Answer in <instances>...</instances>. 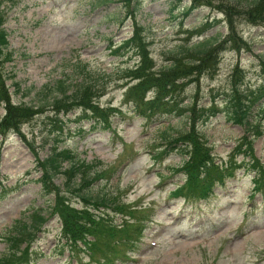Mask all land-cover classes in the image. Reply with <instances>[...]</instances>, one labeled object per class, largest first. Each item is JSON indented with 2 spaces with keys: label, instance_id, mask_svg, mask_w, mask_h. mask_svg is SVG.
I'll return each instance as SVG.
<instances>
[{
  "label": "rangeland",
  "instance_id": "obj_1",
  "mask_svg": "<svg viewBox=\"0 0 264 264\" xmlns=\"http://www.w3.org/2000/svg\"><path fill=\"white\" fill-rule=\"evenodd\" d=\"M191 3L0 0L9 40L7 52L12 54L10 60L3 61L1 71L14 103L34 105L39 101V91L46 88V93H56L60 81L81 83L86 79L81 70L88 66L95 101L103 108L114 107L111 129L90 131V121L81 125L72 115L61 116L64 132L56 140L47 112L25 124L22 134L40 160L54 147L67 148L75 161L93 165L102 174L87 190L77 186L68 189L66 177H56L54 182L67 204L84 208V193L115 197L134 209L132 214L140 211L137 217L115 214L111 209L97 214L108 213L110 224L114 222L119 230L126 221L143 228L131 252L128 248L109 249L117 241L108 239V234L101 235L95 253L81 244V248L71 250L61 220L53 214L55 195L46 196L41 190L42 172L36 155L22 136L11 133L0 136V258L12 251L13 227L27 225L24 232L34 231L33 221L42 214L46 222L18 251L22 259L19 264H104L106 256L114 260L122 254L128 255V260L112 263L264 264V192L252 196L251 172L239 171L235 179L225 187L217 186L208 198L189 193L185 201L172 196L177 186L184 184L185 176L177 172L183 163L180 152L171 150L168 141L185 130L187 106L194 102L205 105L211 96L223 105L235 83L246 92L264 85V20L249 21L247 9L231 8L224 0L187 12ZM230 26L248 45L236 50L228 44L217 70L200 75L199 82L185 87L178 99L180 115L150 122L134 113L127 94L134 84L131 72L142 60L136 56L140 49L130 44L115 53L116 47L144 40L142 48L158 69L172 64L176 57L189 61L188 54L183 53L185 47L206 39L222 42ZM4 114L3 105L0 117ZM200 129L212 146L216 164L226 167L232 157L237 162L243 159L235 153L245 135L244 127L220 114ZM254 152L264 166V134L255 140Z\"/></svg>",
  "mask_w": 264,
  "mask_h": 264
},
{
  "label": "trees",
  "instance_id": "obj_2",
  "mask_svg": "<svg viewBox=\"0 0 264 264\" xmlns=\"http://www.w3.org/2000/svg\"><path fill=\"white\" fill-rule=\"evenodd\" d=\"M213 1L191 0L192 3L187 12L201 6L213 7ZM224 1L230 3L231 8L247 9L246 17L249 21L264 20V0ZM218 8H222L226 13L225 7ZM229 24L231 25L230 20ZM4 25L5 17L0 14V105L5 106V115L0 117V136L17 133L22 136L24 142L36 155L38 166L42 172L39 179L41 190L46 196L55 195L53 214L60 218L63 236L71 250L81 248L79 246L81 244L86 249H92L95 253L102 241L101 235L106 234H108V239L116 238L117 241L108 247L109 249L132 248L138 234L142 235V228L138 227V223L126 221L122 226L123 229L119 230L114 222L110 224L108 213L97 214V211L109 212L108 209H111V212L116 214L122 213L135 218L140 211L132 214L134 210L119 203L115 197L90 193L81 195L86 204L84 208L77 209L73 205L67 204L65 197L61 194V188L54 182L56 177L64 175L68 189L77 186L78 190H87L93 181H96L95 178L101 177L102 174L99 175V170H96L93 165L84 161H75L74 153L67 148L54 147L46 159L40 160L36 149L22 134L25 124L47 112H49L47 120L50 123L51 134L56 140L63 135L65 124L63 118L68 115H72L81 125L85 121H90V131L111 129L113 107L103 108L95 101L92 80L89 71H87L88 66L81 70V75L86 77L81 83L69 85L66 81H60L56 93L54 90L46 93V88L39 91L37 93L39 101L34 105L14 103L10 89L6 84V78L1 71L4 66L3 61L5 63L12 58V54L7 52L9 40ZM229 32L227 39L222 42L213 43L210 39H206L191 47L183 48V53L188 54V58H190L189 61L176 57L172 64L165 65L158 70L155 69L153 60L142 48V45L145 44L144 40L140 39L119 45L115 49V53L127 48L130 44H134L140 49L136 54L140 55L141 64L138 69L131 72L132 79L137 80L138 84L131 88L127 94L134 113L150 122L172 118L175 114L180 115L182 110H180L178 99L185 92V87L189 86L191 82H199L200 75L215 72L220 62V55L228 48V44H231V48L236 50L248 45L238 35L237 29L230 26ZM148 92L152 93L149 99ZM230 92L226 100L223 101V105L217 103V99L212 96L210 102L205 105L189 104L185 131L178 133L177 136L169 137L170 149L179 151V155L183 158V163L177 172L185 176L184 184L178 186L173 196L187 198L189 193H194L200 197L208 198L217 186L224 187L227 180L235 178L238 170L249 171L251 172L249 174L254 175L252 196L264 192V166L254 152L255 140L264 134V86L255 91L246 92L235 83ZM220 114H225L228 122L245 128V135L240 140L235 153L242 155L243 159L237 162L235 157H232L226 167L216 164L212 148L208 144L205 134L201 129L199 131V127L201 128ZM67 162L70 165L65 167ZM197 189H200V192L197 193ZM33 222L36 227H34V231L24 232L27 225L24 228L14 226L10 237L12 251L8 256L0 258V264H19L21 262V257L17 256L18 251L23 244L30 242L33 238L32 234L36 230L38 231L46 220L40 214ZM26 253L27 251L23 250V254ZM110 256H106L107 264H113L108 262V260L111 261Z\"/></svg>",
  "mask_w": 264,
  "mask_h": 264
}]
</instances>
